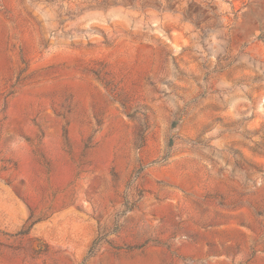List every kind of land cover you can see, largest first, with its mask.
<instances>
[{
    "label": "rangeland",
    "instance_id": "374dc122",
    "mask_svg": "<svg viewBox=\"0 0 264 264\" xmlns=\"http://www.w3.org/2000/svg\"><path fill=\"white\" fill-rule=\"evenodd\" d=\"M0 264H264V0H0Z\"/></svg>",
    "mask_w": 264,
    "mask_h": 264
}]
</instances>
